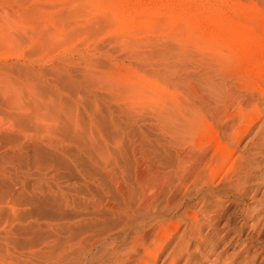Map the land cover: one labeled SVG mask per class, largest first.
<instances>
[{"label":"rangeland","instance_id":"374dc122","mask_svg":"<svg viewBox=\"0 0 264 264\" xmlns=\"http://www.w3.org/2000/svg\"><path fill=\"white\" fill-rule=\"evenodd\" d=\"M220 14V25L193 22ZM256 86L264 89V0H0V264H127L143 230L131 218L143 219L140 205L150 201L151 214L179 221L170 243L182 236L187 249L174 264H264V145L250 140L264 122V101L235 148L250 171L240 169L245 160H229L210 185L196 186L181 169L188 154L232 148L224 127L236 98ZM50 92L87 99L66 121L46 102ZM180 103L197 112L178 110ZM27 130L40 133L30 140ZM14 143L25 148L19 157ZM28 145H49L48 159ZM236 176L239 186L228 187ZM199 187L212 199L208 219L198 212ZM177 199L176 207L168 202ZM186 211L204 222L196 238ZM98 229L116 236L111 255L90 247ZM170 250L152 263L169 264Z\"/></svg>","mask_w":264,"mask_h":264},{"label":"bare ground","instance_id":"6f19581e","mask_svg":"<svg viewBox=\"0 0 264 264\" xmlns=\"http://www.w3.org/2000/svg\"><path fill=\"white\" fill-rule=\"evenodd\" d=\"M144 3V2H143ZM152 3V2H151ZM139 5V4H138ZM140 5H142V4H140ZM140 5H139V7H140ZM148 5V4H147ZM152 5V4H151ZM171 5V3H166L165 4V6L168 8V6H170ZM137 6V5H136ZM135 6V7H136ZM153 6V5H152ZM142 7V6H141ZM144 7V6H143ZM132 10H135V8L134 9H132ZM138 10V9H137ZM134 15H136L137 17H139L140 16V18H143V19H141L142 21H145L146 20V16H147V14H145V13H139V14H137V13H134ZM112 17V16H111ZM112 18H116V17H114V15H113V17ZM195 20H197V22L200 24H203V25H207V24H217V23H219V25H220V22H221V24H222V16H221V14H220V16H215L214 15V18H211V17H202V16H198V17H196L194 20H193V22L195 21ZM209 26V25H208ZM217 26V25H216ZM204 27V26H203ZM202 27V28H203ZM131 41V40H130ZM262 42V41H261ZM259 49V48H258ZM246 51V50H245ZM242 54V53H241ZM246 54V53H245ZM249 56H250V54H249ZM249 59H251V58H249ZM249 62V61H248ZM61 75L59 74V77H60ZM57 78V77H56ZM72 77H71V74H70V72H67V74H64V73H62V76L60 77V79H61V81L59 82L61 85H68V84H70L69 82H71V79ZM72 84H75L76 85V82L75 83H73L72 82ZM78 85V84H77ZM77 85H76V87H77ZM69 86V85H68ZM73 88V87H72ZM75 88V87H74ZM257 90L256 91H259L258 93H256V91L255 92H252V93H250V94H246V95H243L242 96V100H239L238 101V99L236 98V100L235 101H237V102H235L236 104L235 105H237V106H235V107H237V109H236V114H235V116L233 117L234 119H232V121H231V123L229 124V125H227L226 127H224L225 128V130H224V134H225V136L227 137V139L229 140V142L231 143V145H233L232 146V148H229V147H227V145L225 146V145H221V144H218V147H217V149L215 150V152L214 153H212V154H210V155H207L206 154V152L205 151H202L199 155H192V154H188V155H186V159H189L188 160V163H187V166H184V165H181V169L182 170H184L185 169V171H186V174H187V177L189 178V180L191 181V182H193V185H198V184H200V183H205V185L207 184V181H208V183H209V181H214V178L215 177H217L218 175H219V173H220V170H221V168L224 166V164L225 163H227V162H229V160L230 161H232V164L236 161V160H240L241 162L240 163H242V160L244 161V164L240 167V169L242 168V172H244L245 171V169H246V171L247 170H251L252 168H253V166L251 165V162L248 164V157H244L243 155L241 156L240 154H236V150H235V148H237V147H239L238 145H239V142L241 141V139H242V137L244 136V134H246L248 131H249V129L251 128V123L253 124L255 121H257L259 118H260V114H261V110L259 109V101L260 100H262V101H264V89H262L261 87L259 88L258 86H256L255 87ZM62 89V88H61ZM64 89V88H63ZM62 89V90H63ZM57 90V89H56ZM70 90H71V88H70ZM68 91V90H67ZM73 92V91H72ZM74 92H76V89H75V91ZM71 93V92H70ZM78 93V92H77ZM69 94V93H68ZM52 97H51V96ZM79 95V94H78ZM84 95V94H83ZM49 96L51 97H49L48 99H45L46 100V102H47V100H49L48 102L50 103V105L49 106H51L52 108H56L57 107V109H58V112H60V111H62V113L64 112V117H65V119H67L66 121H69L70 119V121H74V120H72L73 119V117H75V115L77 114L76 113V111H77V108H78V105H80V104H82V101L84 100V98H86V97H84L83 99H82V101L81 100H79L80 99V97H77V98H73V97H75V95L73 96V97H70V96H68L67 97V99H66V97L64 98L63 96H61V94H59L58 92H52V94H51V92L49 93ZM81 96V95H80ZM83 97V96H82ZM238 97V96H237ZM235 98V97H234ZM87 99V98H86ZM231 100H233V98H231ZM44 101V100H43ZM87 100H85V102H86ZM234 101V100H233ZM45 101L43 102L44 104L46 103ZM85 102H83V103H85ZM232 102V101H231ZM49 103H46V106H48L47 104H49ZM93 103V102H92ZM87 104V106H88V104L89 103H85V105ZM208 104H212V102L211 103H208ZM214 104V103H213ZM227 104H228V102H227ZM84 105V104H83ZM185 105H188V106H190L189 104H187V103H180V105H178L177 106V109L178 110H187L189 113H192V114H190V116L192 115V116H194V113L195 112H197V110L195 109V110H192L191 108H189V107H187V106H185ZM87 106H85L86 108H87ZM228 106H230V102H229V104H228ZM85 108V109H86ZM89 108V107H88ZM46 109V108H45ZM60 109H62V110H60ZM79 109H81V108H79ZM91 109V108H90ZM60 110V111H59ZM260 110V111H259ZM48 111V110H47ZM47 111H45V113L47 112ZM79 111V110H78ZM50 112V111H49ZM54 112V111H53ZM89 112V111H88ZM92 112V111H91ZM44 112L42 113V114H45ZM50 113H52V112H50ZM41 115V114H40ZM53 115V114H52ZM63 115V114H62ZM61 115V116H62ZM91 115V114H90ZM29 116V115H28ZM78 116V115H77ZM185 116V115H184ZM49 117V116H48ZM52 117V116H51ZM54 117V116H53ZM50 118V117H49ZM57 118V117H56ZM69 119V120H68ZM54 120H55V118H54ZM57 120V119H56ZM60 120V119H59ZM64 120V119H63ZM77 120V119H76ZM192 120L193 121H195L194 120V118L192 117V119H191V122H192ZM61 122H63V121H61ZM63 125H65V123H62ZM61 127V126H60ZM25 128H27V127H25ZM29 128V127H28ZM68 128V127H67ZM30 130H31V128H29ZM37 129V128H36ZM52 129V128H51ZM61 129H62V127L60 128V131H61ZM66 129V128H65ZM65 129H62V130H65ZM262 129L264 130V122H262V124L260 125V130L258 131V132H256V133H254V137L252 138V139H250V140H252L253 141V144H254V146L256 145H264V134H262ZM26 130V129H25ZM37 130H39V129H37ZM47 130H50L49 128L47 129ZM47 130L45 131V133L47 132ZM68 130V129H67ZM69 130H71V129H69ZM68 130V131H69ZM33 131V130H32ZM53 131H54V129H53ZM23 132H28V130L27 131H23ZM30 133H31V131H29ZM28 132V133H29ZM41 132H43L42 130H41ZM52 132V131H51ZM65 132V131H64ZM27 134V136L25 135V137L27 138V137H29V138H31L30 140H32V136L33 135H36V134H38V133H40V131H38V132H36L35 134H33V132H32V134ZM49 133H50V131H49ZM54 133V132H53ZM59 133H62V132H59ZM42 135H43V133H42ZM46 135V134H45ZM74 135H76V134H74ZM37 136V135H36ZM24 137V138H25ZM39 137H43V136H39ZM68 137V136H67ZM29 138H27V139H29ZM38 138V137H37ZM44 138V137H43ZM38 139H41V138H38ZM46 139V138H45ZM48 139V138H47ZM52 139H53V137H52ZM51 139V140H52ZM59 139V138H58ZM66 139V138H65ZM29 140V141H30ZM44 140V139H43ZM38 141V140H37ZM48 141H50L49 139H48ZM36 142V141H35ZM35 142L33 141L32 143H34L35 144ZM46 142V141H45ZM54 142V141H53ZM60 142V141H59ZM12 143V142H11ZM37 143V142H36ZM48 143V142H47ZM50 143V144H49ZM48 144L49 145H51V143H52V141H50ZM55 143V142H54ZM53 143V144H54ZM42 144V143H41ZM45 144V143H44ZM57 144V143H56ZM16 145V146H15ZM17 145H19V144H13L12 146H15L16 147V149L14 148V149H12L13 151H11V152H14V154L16 153L17 155L18 154H20V152H22L24 149L23 148H20L21 147V145L20 146H17ZM24 145V144H23ZM29 145H32L31 144V142L29 143ZM28 145V146H29ZM36 146H38V144H35ZM45 145H47V144H45ZM45 145H43V147L45 146ZM49 145H48V147H49ZM6 146H8V145H6ZM27 146V147H28ZM33 146V145H32ZM36 146H34L35 148V150L33 149V148H31L30 146V149H33L32 151L34 152V154H33V156H35V155H37V156H39V154L41 155V156H43V154H44V156H46V154H45V150H47V146H46V149L45 150H43L44 148L43 147H41V146H39V147H36ZM23 147V146H22ZM26 147V148H27ZM53 147V146H52ZM60 148H59V150L58 151H63V153L64 152H67L68 153V149L66 150L65 149V147H61V146H59ZM43 148V149H42ZM54 148V147H53ZM58 148V147H57ZM21 149H23L22 151H21ZM28 149V148H27ZM103 149H104V146H103ZM238 149V148H237ZM29 150V149H28ZM28 150H26V151H28ZM104 150H106V149H104ZM52 151L53 150H51V153L50 154H52ZM98 151V150H97ZM114 151V150H113ZM25 152V151H24ZM47 152H49V150L47 151ZM99 152V151H98ZM104 152V151H103ZM43 153V154H42ZM55 153V152H54ZM62 153V154H63ZM66 153V154H67ZM115 153H117V152H115ZM23 154V153H22ZM21 154V155H22ZM25 154V153H24ZM23 154V155H24ZM28 154H29V156H31L32 154L30 153V152H28ZM31 154V155H30ZM59 154V153H58ZM62 154H59L58 156H60V157H62L61 155ZM22 155V156H23ZM26 155V154H25ZM24 155V156H25ZM52 155H56V154H52ZM52 155H50L51 157H49V158H53V156ZM65 155V154H64ZM106 155H107V153H106ZM28 155H26L25 157H27ZM37 156H36V158L35 159H37ZM40 156V157H41ZM58 156H54L55 157V159H60ZM101 156H104V155H101ZM18 157H19V155H18ZM32 157V156H31ZM30 157V158H31ZM47 157V156H46ZM65 157V156H64ZM16 158V157H15ZM22 158L24 159V157H21V160H22ZM27 158H29V157H27ZM63 158V157H62ZM185 158H181V160L183 161V160H186ZM20 159V158H19ZM47 159H48V157H47ZM25 160V159H24ZM29 160V159H28ZM65 160H66V158H65ZM64 160V162H66ZM32 161V160H31ZM33 161H34V159H33ZM50 161H52V160H50ZM56 161V160H55ZM61 161V159L59 160V163L60 164H62V162H60ZM63 161V160H62ZM11 162V161H10ZM15 162V161H14ZM34 162H38V161H34ZM63 162V163H64ZM55 163V162H54ZM56 163H57V161H56ZM178 163H179V161H178ZM236 163V162H235ZM17 164V163H16ZM58 164V163H57ZM66 165V164H65ZM68 165V164H67ZM239 168V167H238ZM240 169H238V170H240ZM240 171V172H241ZM239 172V173H240ZM237 173V172H236ZM239 173L238 174H234V175H239ZM59 175V174H58ZM223 175V174H222ZM221 175V176H222ZM220 176V177H221ZM230 176H228L227 174H224L222 177H221V180H223V179H227V178H229ZM54 179V178H53ZM92 179V178H91ZM235 180L234 181H232V182H230V184H228V187H231V188H234L235 187V189L239 186V183H240V177H238V176H236L235 178H234ZM188 180V181H189ZM230 180V179H229ZM46 181V180H45ZM58 181V180H57ZM231 181V180H230ZM48 183V182H47ZM60 184V183H59ZM210 184H211V182H210ZM210 184H207V185H210ZM35 185V184H34ZM51 185V184H50ZM57 185V184H56ZM87 185V184H86ZM91 185V184H90ZM42 186V185H41ZM60 186V185H59ZM53 187H54V185H53ZM52 187V188H53ZM85 187H87V186H85ZM55 189H56V186L54 187ZM220 188V187H219ZM48 189H49V191H51L50 190V187H48ZM89 189V188H88ZM46 190V189H45ZM53 190V189H52ZM61 190V189H60ZM60 190H57L56 189V191L57 192H59ZM62 190H63V188H62ZM216 190V189H215ZM43 191H44V189H43ZM53 191H55V190H53ZM53 191H51V192H53ZM56 191H55V193H56ZM131 191V190H130ZM219 191V190H218ZM45 192V191H44ZM47 192V191H46ZM62 192H64V191H62ZM233 192V191H232ZM61 193V192H60ZM237 193V192H236ZM52 194V193H51ZM54 194V193H53ZM58 194V193H57ZM57 194H55L54 196L56 197L57 196ZM65 194V193H64ZM206 193H204V192H202V190H201V188L199 187V188H196L195 189V195H196V199H197V203H200V208H198V212H200V214L203 212L204 214H202L201 215V217L202 218H209L210 217V215H208V216H206V212H207V204L209 203V202H211V200H210V198H208V196L206 197V195H205ZM223 195H231L232 193L230 192V191H223V193H222ZM50 195V194H49ZM50 196H52V195H50ZM49 196V197H50ZM61 196V195H60ZM60 196L58 195L57 197H56V199H60V200H62L61 198H60ZM65 196V195H64ZM64 196H63V199H64ZM42 197H44V195L42 196ZM55 197H53L54 199H55ZM62 197V196H61ZM67 197V196H66ZM37 199V198H36ZM144 199V198H143ZM147 199V198H146ZM66 200H68V198L66 199ZM157 200V199H156ZM180 201H181V199H177V200H175L173 203L172 202H170V201H168L169 203H171L172 205H174V207H176V205H179V203H180ZM56 202V201H55ZM213 202V201H212ZM169 203H166L167 204V207H168V205H169ZM214 203V202H213ZM148 205H146V206H143V204L142 205H140V206H142L141 207V209H139L140 211H142L141 213H142V215L143 216H141V218L142 217H144L143 219H138V221H134V220H136L135 218H131V219H134L133 220V224H134V226L136 227L135 229H145V227H146V230L145 231H141V235H139V240H138V242H139V244L138 245H134L135 247L133 248V252L131 253V254H127L128 256L125 258V260H124V262L125 263H129V261H134L136 264H151L152 262H156L157 260H158V258H159V255L161 254V251L162 250H164V248L165 247H170L171 248V250L167 253V255L165 256V259L163 260V261H168L169 260V264H174V262L176 263L180 258H181V256H182V254H183V252L184 251H186V249H187V244H186V242H184V239H183V237L182 236H180V238H178V239H176L175 241H174V243L173 244H171L170 242H171V239H170V237L172 236V234H169V232L170 231H177V229L179 228V221H176L175 222V224H173L172 223V221L171 220H168V221H164L163 220V215L162 216H160V215H158L156 212L154 213V214H151V212H149V208H152L153 210H155V205L153 204V202L152 201H150V202H148L147 203ZM215 205L216 206H218L219 207V205L217 204V203H215ZM140 208V207H139ZM158 208V207H157ZM166 208V207H165ZM161 210V209H160ZM159 210V211H160ZM157 211V210H156ZM152 213H153V211H152ZM197 213V212H196ZM196 213H192V212H188V211H186L184 214L187 216V217H189L190 218V220H189V222L187 223L188 224V226H189V231H191L190 232V236H192V237H190V238H193V236H194V238H196L195 236H196V234L197 235H200V230H201V227H202V225H203V221L201 222L200 220H199V218H198V216H197V214ZM138 216H140V215H138ZM124 217V216H123ZM127 217H129V215L127 216ZM127 217H125V218H127ZM125 218H122V220H124L123 222H125V226L124 227H127V228H129L127 225V223L126 222H128V221H125L126 219ZM130 218V217H129ZM140 218V217H139ZM201 218V219H202ZM207 218V219H208ZM206 219V220H207ZM128 220V219H127ZM205 220V219H204ZM218 220H219V218H218ZM129 222L131 223L132 221L129 219ZM128 222V223H129ZM207 222V221H206ZM132 224V223H131ZM131 224H129V225H131ZM133 226V227H134ZM147 226H149L148 228H152L153 230L149 233L148 231H147ZM123 227V228H124ZM100 230V231H99ZM102 229H98L97 230V232H95V233H93L92 235H91V237L89 236V238H87L89 241H91L90 243H91V246L90 245H85V246H82L83 248H84V251H85V249H86V246H90V247H96V248H98L97 246H102L103 248H104V250L107 252V253H109L110 255H111V253H112V250H111V247H112V245H113V243L116 241V236L115 235H111V234H109V233H107L108 231H101ZM127 230V229H126ZM124 231V230H123ZM139 231V230H138ZM189 231H187V232H189ZM107 234H106V233ZM125 232V231H124ZM105 233V234H104ZM118 235V234H117ZM121 235H122V233H121ZM120 235V236H121ZM125 235V234H124ZM127 235V234H126ZM134 237H136V235L134 236ZM130 238V237H129ZM132 238V237H131ZM170 239V240H169ZM88 240H86L87 242H86V244L88 243ZM131 241H133V240H131ZM82 242V241H81ZM84 242V241H83ZM137 242V243H138ZM85 243V242H84ZM84 243L82 244V245H84ZM89 243V244H90ZM132 242H130V244H131ZM118 244V243H117ZM135 244H136V242H135ZM119 245V244H118ZM127 245V244H126ZM125 245V246H126ZM124 246V247H125ZM122 247H123V245H122ZM121 247V248H122ZM119 248V247H118ZM132 248V247H131ZM87 249H89V248H87ZM113 249V248H112ZM122 249H124V248H122ZM88 251V250H87ZM119 251H121L120 249H119ZM90 252V251H89ZM114 252V251H113ZM86 253V252H85ZM105 253V252H104ZM103 253V254H104ZM114 253H116V252H114ZM90 253H88V255H89ZM98 254V253H97ZM87 255V256H88ZM94 255V254H93ZM123 255V254H122ZM118 257V256H117ZM123 257V256H122ZM102 258H104V257H102ZM110 258V257H109ZM217 258L218 257H213L212 259L214 260V261H216L217 260ZM99 260H101V259H99ZM104 260V259H103ZM109 260V259H108ZM114 260V259H113ZM91 261V260H90ZM118 261V260H117ZM117 261H114V262H117ZM92 262V261H91ZM113 262V261H112ZM121 263H122V261H120ZM93 263H94V261H93ZM97 263V262H96ZM117 263H119V262H117ZM132 263V262H131ZM164 263V262H163ZM113 264H115V263H113ZM134 264V263H133ZM153 264V263H152ZM166 264H168V263H166ZM215 264V263H214Z\"/></svg>","mask_w":264,"mask_h":264}]
</instances>
